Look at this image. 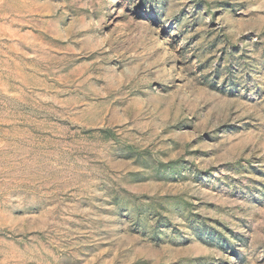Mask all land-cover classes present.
Listing matches in <instances>:
<instances>
[{"label": "rangeland", "instance_id": "374dc122", "mask_svg": "<svg viewBox=\"0 0 264 264\" xmlns=\"http://www.w3.org/2000/svg\"><path fill=\"white\" fill-rule=\"evenodd\" d=\"M0 264H264V0H0Z\"/></svg>", "mask_w": 264, "mask_h": 264}]
</instances>
